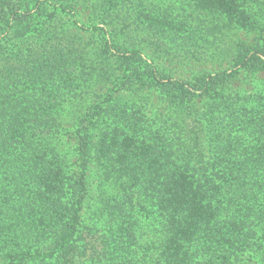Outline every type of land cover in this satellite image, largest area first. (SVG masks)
<instances>
[{
	"label": "trees",
	"instance_id": "obj_1",
	"mask_svg": "<svg viewBox=\"0 0 264 264\" xmlns=\"http://www.w3.org/2000/svg\"><path fill=\"white\" fill-rule=\"evenodd\" d=\"M30 1L0 0V264H264V0ZM76 10L109 29L119 88L156 92L166 120L131 118L118 90L85 95L98 72L69 48L74 23L56 25ZM222 23L250 33L224 47L233 70L163 72L172 45Z\"/></svg>",
	"mask_w": 264,
	"mask_h": 264
},
{
	"label": "rangeland",
	"instance_id": "obj_2",
	"mask_svg": "<svg viewBox=\"0 0 264 264\" xmlns=\"http://www.w3.org/2000/svg\"><path fill=\"white\" fill-rule=\"evenodd\" d=\"M34 0H31L32 2ZM101 0H79L81 4L79 8L82 7V4L86 6L88 2L97 3ZM146 1V0H142ZM55 2V0L53 1ZM128 2H130L128 0ZM121 1H119L120 5ZM33 4V3H32ZM125 7L128 9L130 4H124ZM180 6L178 3L170 2L164 3L160 2L158 4V8L160 10L169 8H175ZM139 9V6L136 5ZM131 6V8H134ZM260 8V9H259ZM51 7H48V12L51 10ZM119 9V8H118ZM90 10L93 14V11L90 7ZM86 15H79V13H75V17L73 19L68 18H61L57 19L56 25L59 26L58 30L62 32V30H66L69 27L71 22L74 23V29H72L71 37L67 41L69 43V48L73 52L74 56L78 59V64L80 69L85 70V72H98V79L96 85L94 86V94H85L86 96H97L101 94L103 91L105 92L107 88L110 89L108 92V96H110L111 92H116L117 90L120 91V97L117 98L116 105H119L121 110H125L126 114H129L131 118H143L155 120L159 122L160 120L164 121L167 119L158 120V117L154 115L156 110H160V104L157 100L156 92H144L141 95L142 98H139L137 95L129 94L128 91L121 90L117 84L119 76V66L109 58L108 60L105 58L107 57L105 50H100L101 40L107 37V31L109 29L106 28L104 24L101 23V20H97L94 23L89 22L88 15H91L89 10H86ZM255 14L258 13L257 18H260V23L264 26V7H256L254 10ZM116 14L114 12L113 21L115 22V27L117 28V32L125 33L128 31H133L136 29V24L133 23V18L124 19L121 18L119 12ZM193 15L195 16L196 13L194 12ZM180 34L182 36L188 35L195 37L191 34V28H180ZM248 32H244L243 30L238 29L237 27L231 26L230 23H222L218 25V31L216 34L208 36L206 39L195 37L194 40L188 45H183L182 47L171 46L170 52L167 57H162L163 65V72L167 74V76L171 77L172 79L177 80H196L198 78H203L208 75H212L215 72L221 70H233L230 63V53L228 52V47L233 48L232 44L235 40H247ZM103 43V42H102ZM229 43V45H225ZM108 47L112 45L110 43L107 44ZM228 46L227 48H224ZM221 49H225L221 51ZM168 52V51H167ZM90 54L92 56H90ZM163 55V54H162ZM164 55H166L164 53ZM108 58V57H107ZM245 77L242 76L239 80L244 79ZM264 80V76H263ZM250 81V80H249ZM238 84V83H237ZM236 84V85H237ZM236 85L234 88H236ZM233 89V86L231 87ZM118 94V93H117ZM116 94V95H117ZM241 96L248 95L247 91L240 90L239 93ZM114 95V96H116ZM88 102V101H87ZM88 107L87 103L78 101L74 102L71 106H69L68 113L74 116H81L85 112L86 108ZM161 112V110H160ZM80 117V118H81ZM70 122L68 126L74 127L73 125L76 124L73 120V116L68 119ZM67 120V121H68ZM71 127V131L72 128Z\"/></svg>",
	"mask_w": 264,
	"mask_h": 264
}]
</instances>
